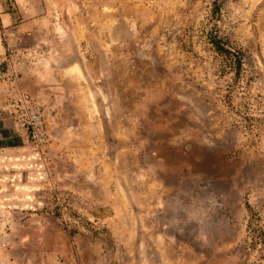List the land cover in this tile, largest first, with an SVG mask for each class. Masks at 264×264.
<instances>
[{"label": "rangeland", "instance_id": "rangeland-1", "mask_svg": "<svg viewBox=\"0 0 264 264\" xmlns=\"http://www.w3.org/2000/svg\"><path fill=\"white\" fill-rule=\"evenodd\" d=\"M5 11L43 18L61 68L26 86L0 70L1 95L34 97L50 137L37 150L1 109L0 145H15L0 148V191L18 174L44 180L23 183L43 191L36 208L0 196V264H264V0H0Z\"/></svg>", "mask_w": 264, "mask_h": 264}, {"label": "crops", "instance_id": "crops-1", "mask_svg": "<svg viewBox=\"0 0 264 264\" xmlns=\"http://www.w3.org/2000/svg\"><path fill=\"white\" fill-rule=\"evenodd\" d=\"M21 18L19 19L17 17H14L10 12L6 11L0 13V70H9V74L14 72L16 74V78L22 84V86H26L29 84V82L33 85L34 82L44 80V71L47 68L60 69L61 65H53L54 58H52L51 53H53L54 51L53 49H50L49 46L45 47V40H48L49 36L45 38L44 31L38 28L39 23L43 21V18H31V20L25 19V17L23 16ZM11 79H13V77H8L7 80L10 81ZM7 80L4 79L3 81L7 82ZM0 84H2L1 79ZM5 104L6 98L3 94L1 95L0 93V111L5 106ZM4 119V115H2L0 112V122L4 121ZM14 145L15 144L13 141L8 140L5 145H0V148L7 150L6 147H11ZM36 156L40 155L36 154ZM36 158L37 159L35 160L31 159V164L33 166H37L39 164L37 160L40 161V157ZM22 164V159H19L18 162H14V166H17L20 172L25 171V169H22L21 167ZM5 169L6 161H3V158H0V183L3 180L1 176ZM28 170L29 167H27V172ZM43 180L44 177H41L37 174H18L13 179V185L14 188L16 187V189H11L9 191H0V196L3 198H24L27 200V204H29L28 209L36 208L38 206L35 205L38 202L36 198L37 196L42 195L43 191L33 189V186H31L32 189L28 190L24 188L23 183H25V181H28L27 183L36 184L38 181ZM10 182H12L11 179Z\"/></svg>", "mask_w": 264, "mask_h": 264}, {"label": "built area", "instance_id": "built-area-1", "mask_svg": "<svg viewBox=\"0 0 264 264\" xmlns=\"http://www.w3.org/2000/svg\"><path fill=\"white\" fill-rule=\"evenodd\" d=\"M4 111L24 130L33 146L42 151L49 144V131L38 101L22 90L11 91Z\"/></svg>", "mask_w": 264, "mask_h": 264}, {"label": "trees", "instance_id": "trees-1", "mask_svg": "<svg viewBox=\"0 0 264 264\" xmlns=\"http://www.w3.org/2000/svg\"><path fill=\"white\" fill-rule=\"evenodd\" d=\"M210 40L217 52L221 54H227L230 56V59L233 62V69L241 68L242 57H241V52L238 49H235L234 47L232 48V46H230L228 42L219 39L218 37L211 36Z\"/></svg>", "mask_w": 264, "mask_h": 264}]
</instances>
